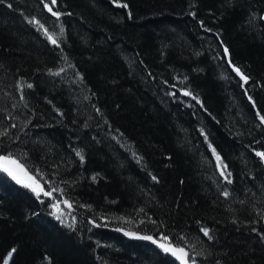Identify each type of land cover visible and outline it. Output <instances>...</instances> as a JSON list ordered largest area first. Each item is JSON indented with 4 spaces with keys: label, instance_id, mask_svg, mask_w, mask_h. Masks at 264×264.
I'll use <instances>...</instances> for the list:
<instances>
[{
    "label": "trees",
    "instance_id": "trees-1",
    "mask_svg": "<svg viewBox=\"0 0 264 264\" xmlns=\"http://www.w3.org/2000/svg\"><path fill=\"white\" fill-rule=\"evenodd\" d=\"M52 7L0 2V155L63 190L0 172V264H264V0Z\"/></svg>",
    "mask_w": 264,
    "mask_h": 264
},
{
    "label": "snow or ice",
    "instance_id": "snow-or-ice-1",
    "mask_svg": "<svg viewBox=\"0 0 264 264\" xmlns=\"http://www.w3.org/2000/svg\"><path fill=\"white\" fill-rule=\"evenodd\" d=\"M0 2H2V0H0ZM42 2L44 3V8L47 9V11L51 13L52 16H54L57 20H59L61 13L54 11L52 7L57 4V0H47V2H44V0H42ZM122 6L127 7V5H122ZM9 7H11V5H9ZM30 23H34L43 29V25H40L38 21L32 20L30 21ZM43 30H44V35L47 37V39L53 45H56L57 47H59V44L57 43V39L54 37V35L49 34L47 29H43ZM60 31L62 34L63 33L62 27ZM224 53L225 55L228 54V49L226 47L224 48ZM233 70L237 73V75L240 76L241 80L247 83V77L241 73L239 68L234 67ZM55 74L59 75V73H55ZM28 87L31 88L32 85L29 84ZM183 95L187 96V95H190V93L185 91L183 92ZM197 102L199 103V101ZM257 115L260 118L261 124H264V116H260L259 113H257ZM12 126L15 127V125H12ZM0 135H7V132H0ZM209 147L212 148L211 145H209ZM212 153L216 159V166L220 169V175L224 177V180L227 183L229 184L232 183V180L230 179L231 173L227 171V165L223 163V161L221 160V157L216 153V150L214 148H212ZM77 155L80 156L81 161H83V156L80 155L79 152L77 153ZM255 155L259 157L261 161H264V152L257 151ZM0 172L6 173L7 176L10 177L17 184H20L23 187L30 189L36 195L37 198H39L41 195L46 196V197H52L53 192L59 191L61 194L63 192L62 189H57V188H50V190L45 191L44 187L36 179V177L31 175L29 171L25 168V166L18 159L12 157L11 155H7V156L0 155ZM153 180H156V177H153ZM222 195L225 198H227L230 195V193L227 190H224ZM61 204L64 205V208L67 211H64L61 209ZM52 207L54 209V214L57 220H60L62 223H64L67 221L68 217H71L72 224L68 226L71 227L72 225L75 224V217L71 215L73 206L69 200H66V199L57 200L56 202L53 203ZM89 222L93 223V225L96 227L100 226V225L95 224L93 221H89ZM201 231L203 232L204 236L208 237L209 239L212 238L209 234L208 229L202 228ZM125 235H130L136 239L151 240L152 243L157 244V246L160 249H162L163 252L170 253L172 256H174L180 262V264H196V260L194 256L191 257L190 259L189 252L186 251L184 247L173 245L172 242L169 240V238L165 235H161L160 237L161 242L159 243L156 240H154L151 236H137L134 233H128V232H125ZM181 239H183V237H181ZM5 264H7V261H5Z\"/></svg>",
    "mask_w": 264,
    "mask_h": 264
},
{
    "label": "bare ground",
    "instance_id": "bare-ground-1",
    "mask_svg": "<svg viewBox=\"0 0 264 264\" xmlns=\"http://www.w3.org/2000/svg\"><path fill=\"white\" fill-rule=\"evenodd\" d=\"M46 12H47L48 14H50V13L47 11V9H46Z\"/></svg>",
    "mask_w": 264,
    "mask_h": 264
},
{
    "label": "rangeland",
    "instance_id": "rangeland-1",
    "mask_svg": "<svg viewBox=\"0 0 264 264\" xmlns=\"http://www.w3.org/2000/svg\"><path fill=\"white\" fill-rule=\"evenodd\" d=\"M180 263V262H179Z\"/></svg>",
    "mask_w": 264,
    "mask_h": 264
}]
</instances>
